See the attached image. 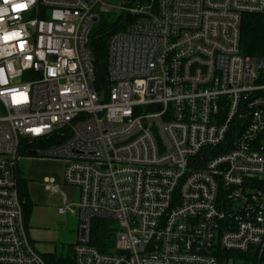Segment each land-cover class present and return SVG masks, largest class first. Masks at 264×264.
I'll list each match as a JSON object with an SVG mask.
<instances>
[{
  "label": "built area",
  "instance_id": "1",
  "mask_svg": "<svg viewBox=\"0 0 264 264\" xmlns=\"http://www.w3.org/2000/svg\"><path fill=\"white\" fill-rule=\"evenodd\" d=\"M149 1L118 7L98 91L90 38L112 5L0 0V264H49L25 219V140H52L34 150L78 188L59 207L78 219L74 264H264V60L240 47L264 0ZM102 219L111 251L93 243Z\"/></svg>",
  "mask_w": 264,
  "mask_h": 264
},
{
  "label": "rangeland",
  "instance_id": "2",
  "mask_svg": "<svg viewBox=\"0 0 264 264\" xmlns=\"http://www.w3.org/2000/svg\"><path fill=\"white\" fill-rule=\"evenodd\" d=\"M104 1L112 5L114 11L104 14L103 19L119 22L118 7L125 0ZM19 166L21 176L27 178L28 192L34 202L28 225L34 243L39 250L55 253L57 258H73L72 246L77 235L78 219L71 213H61L59 207L64 205L63 193L72 203L78 188L65 182V162L40 154L24 155L20 158ZM51 181L58 186V190L51 188ZM249 259L244 254L230 252L222 264H251Z\"/></svg>",
  "mask_w": 264,
  "mask_h": 264
},
{
  "label": "trees",
  "instance_id": "3",
  "mask_svg": "<svg viewBox=\"0 0 264 264\" xmlns=\"http://www.w3.org/2000/svg\"><path fill=\"white\" fill-rule=\"evenodd\" d=\"M147 3L149 0H134ZM150 2V1H149ZM117 28L116 20H102L92 31L90 47L95 65V87L98 91L109 88L107 79L109 40ZM241 53L245 56H256L264 60V14L244 13L241 26ZM52 144L50 141L32 140L23 141L21 156L28 155V151L42 146ZM19 186L21 197L24 200L26 224L30 220L34 203L30 199L27 190L26 178L19 172ZM117 223L115 220H95L93 222V243L103 251H111L115 247ZM230 254V251H220L218 253L220 264ZM49 264H74L72 257L67 259L57 258L55 253L44 254ZM248 257V256H247ZM250 258V257H249ZM251 259V258H250ZM249 259V262L251 260Z\"/></svg>",
  "mask_w": 264,
  "mask_h": 264
},
{
  "label": "crops",
  "instance_id": "4",
  "mask_svg": "<svg viewBox=\"0 0 264 264\" xmlns=\"http://www.w3.org/2000/svg\"><path fill=\"white\" fill-rule=\"evenodd\" d=\"M19 172H20V174H21V168H20V166H19ZM24 178H26V177H24ZM26 184H27V178H26ZM27 190H28V187H27ZM67 196V195H66ZM31 199V198H30ZM78 199V192H77V194H76V199L74 200V201H76ZM32 200V199H31ZM67 201H68V197H67ZM73 201V202H74ZM32 202H33V200H32ZM69 202V201H68ZM34 203V202H33ZM29 221H28V223H27V227H28V232H29V235H30V230H29ZM30 237H31V235H30ZM32 238V237H31ZM32 240L34 241V239L32 238ZM35 242V241H34ZM35 244V246H36V248L39 250V248L37 247V245H36V243H34ZM42 254H49V253H51V252H45V251H42V250H39ZM72 251H73V248H72Z\"/></svg>",
  "mask_w": 264,
  "mask_h": 264
},
{
  "label": "water",
  "instance_id": "5",
  "mask_svg": "<svg viewBox=\"0 0 264 264\" xmlns=\"http://www.w3.org/2000/svg\"><path fill=\"white\" fill-rule=\"evenodd\" d=\"M133 17H134V14L127 13V19L128 20H131ZM28 154L36 155L37 154V150H34V149L30 150V151H28Z\"/></svg>",
  "mask_w": 264,
  "mask_h": 264
},
{
  "label": "snow or ice",
  "instance_id": "6",
  "mask_svg": "<svg viewBox=\"0 0 264 264\" xmlns=\"http://www.w3.org/2000/svg\"><path fill=\"white\" fill-rule=\"evenodd\" d=\"M21 7H23V5H21Z\"/></svg>",
  "mask_w": 264,
  "mask_h": 264
}]
</instances>
